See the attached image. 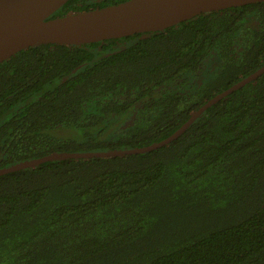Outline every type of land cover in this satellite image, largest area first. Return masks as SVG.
Returning a JSON list of instances; mask_svg holds the SVG:
<instances>
[{"label":"trees","instance_id":"obj_1","mask_svg":"<svg viewBox=\"0 0 264 264\" xmlns=\"http://www.w3.org/2000/svg\"><path fill=\"white\" fill-rule=\"evenodd\" d=\"M123 1L68 0L49 18ZM263 64L264 1L21 50L0 63V168L158 142ZM0 264H264V73L157 149L0 175Z\"/></svg>","mask_w":264,"mask_h":264},{"label":"water","instance_id":"obj_2","mask_svg":"<svg viewBox=\"0 0 264 264\" xmlns=\"http://www.w3.org/2000/svg\"><path fill=\"white\" fill-rule=\"evenodd\" d=\"M68 0H0V63L40 44H84L175 26L196 15L264 0H126L101 8L49 18ZM264 73V64L215 94L166 138L142 147L119 150L63 151L0 168V175L63 158L115 157L138 154L169 144L212 104Z\"/></svg>","mask_w":264,"mask_h":264},{"label":"rangeland","instance_id":"obj_3","mask_svg":"<svg viewBox=\"0 0 264 264\" xmlns=\"http://www.w3.org/2000/svg\"><path fill=\"white\" fill-rule=\"evenodd\" d=\"M215 63V59H210L203 67L202 72H200L198 78L199 80H203L210 71L213 70V65ZM128 120V119H127ZM127 120L124 122L125 124L127 123ZM124 126V125H122ZM52 133H54L55 135L61 137V138H65V139H69V138H76L79 136V131H77V129H69V128H56L52 131ZM80 137V136H79Z\"/></svg>","mask_w":264,"mask_h":264}]
</instances>
